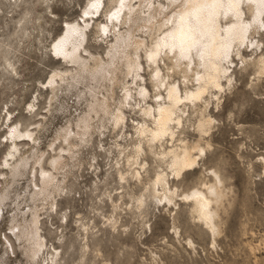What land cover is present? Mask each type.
Returning a JSON list of instances; mask_svg holds the SVG:
<instances>
[{"label":"rangeland","instance_id":"374dc122","mask_svg":"<svg viewBox=\"0 0 264 264\" xmlns=\"http://www.w3.org/2000/svg\"><path fill=\"white\" fill-rule=\"evenodd\" d=\"M87 2L0 0V264H264V71L234 57L228 70H232L231 83L209 99L206 111L214 118L209 128L198 132L194 114L181 133L190 143L199 139L205 148L198 163L176 177L167 162L156 163L147 156L148 178L154 176L153 169L164 171L175 194L167 202L155 185L156 197L144 195L146 204L139 207L135 197L147 192L150 180L147 176L143 183L120 179L117 170H128L126 128L112 130L109 121H101V111H95L94 91L108 96L114 109L122 94L121 83L111 88L108 78L84 74L69 77L55 90L50 87L55 71L76 72L77 66L58 59L51 45L67 21L82 22ZM112 5L113 0L105 1V9ZM99 15H88L84 44L89 52L105 58L111 36L97 35L92 29L104 20L105 13ZM255 40L257 44L240 46L246 60L264 56V26L254 34ZM121 68L119 64V77ZM147 86L152 89L150 83ZM126 112L139 118L137 106ZM84 117L90 119L93 134L77 141L68 132L79 129ZM15 125L34 131L38 139L35 148L31 140L21 142L22 152L15 155L26 157L27 163L20 175L11 177L5 160ZM64 135L77 143L70 152L73 157L61 152L65 164L53 169L56 187L47 195L35 194L36 158L65 148ZM177 142L168 139L165 145ZM212 169L224 190L215 236L193 213L191 200L183 197L213 182ZM35 217L47 247L32 258L29 237Z\"/></svg>","mask_w":264,"mask_h":264},{"label":"bare ground","instance_id":"6f19581e","mask_svg":"<svg viewBox=\"0 0 264 264\" xmlns=\"http://www.w3.org/2000/svg\"><path fill=\"white\" fill-rule=\"evenodd\" d=\"M105 1L88 0L80 15L82 22L78 19L67 21L61 34L53 41L51 50L58 55V59L64 58L75 64L77 69L75 73H70L69 69L55 71L49 80L50 87L55 90L69 77L74 79L84 74L94 79L108 78L111 88L121 83L122 94L114 109L108 105V96H99L95 91L93 95L97 102L95 111H101V121L103 118L109 121L112 130L126 128L124 136L129 137L130 148L124 151L128 170L123 173L120 170L122 165L120 169H115L120 179L127 181L130 177L143 183L144 177L148 178L147 156L156 163L167 162L171 173L177 177L182 171L194 167L205 149L199 139L190 143L181 137L185 123L195 114L196 130L201 133L209 128L214 120L206 111L209 99L226 83H231L232 70L229 73L228 70L234 57L240 56L242 63L252 62L259 72L264 71L263 54L249 61L240 51L245 42H258L253 41V37L264 26V0H113L109 9H105ZM93 13H100L99 17L105 13L104 20L92 26L97 35L102 32L111 36L105 58L92 54L84 44L89 26L88 15ZM182 34H188L192 39L181 46L179 38ZM193 42L195 48H191ZM119 64L122 67L120 77L117 73ZM135 105L139 118H133L126 112L134 110ZM91 124L90 119L85 118L79 129L70 130L68 134L73 133L77 141H84V136L93 134ZM11 137V148L7 153L9 159L5 160V164L9 166L10 176L15 177L20 175L27 163L26 157L16 156L22 152L21 142L31 140V147L35 148L38 138L34 131H22L16 125L11 129ZM69 138L67 135L63 137L65 148L60 146L58 152L46 158L43 157L45 153H41L36 158L38 168L32 171L35 194L47 195L56 187L57 178L53 169L64 166L65 152L71 155L72 147L77 145ZM168 139L178 142L166 147ZM14 155L18 158L10 162V157L14 158ZM45 163L50 169L44 167ZM153 170L154 176L148 178V188L142 186L147 188V192L142 189L146 193L135 197L139 207L146 204L144 195L147 199L156 197L155 185L161 187L162 197L167 202L174 199L175 189L170 187L168 175L164 171ZM212 173L215 177L213 182L193 188L183 197L191 200L193 213L214 235L219 225L215 217L218 216L224 190L217 171L212 169ZM33 221L29 244L31 257L36 258L47 246L44 236L39 233V220L35 217Z\"/></svg>","mask_w":264,"mask_h":264},{"label":"snow or ice","instance_id":"6c2138e0","mask_svg":"<svg viewBox=\"0 0 264 264\" xmlns=\"http://www.w3.org/2000/svg\"><path fill=\"white\" fill-rule=\"evenodd\" d=\"M192 39V37L190 36V35H188V34H182L181 36H180V38H179V41H180V45L182 46L185 42H187V41H189V40H191ZM195 42H193L192 44H191V48H195Z\"/></svg>","mask_w":264,"mask_h":264}]
</instances>
